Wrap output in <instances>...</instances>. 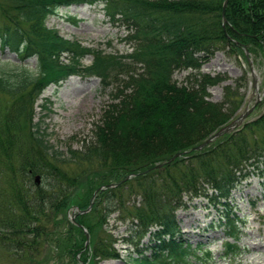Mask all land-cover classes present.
Returning a JSON list of instances; mask_svg holds the SVG:
<instances>
[{"label":"trees","instance_id":"obj_1","mask_svg":"<svg viewBox=\"0 0 264 264\" xmlns=\"http://www.w3.org/2000/svg\"><path fill=\"white\" fill-rule=\"evenodd\" d=\"M224 1L5 0V7L0 3L4 18L0 23V48L10 50L18 59V63L0 60L3 93L14 96L27 91L33 98L49 84L72 75L96 76L104 88L113 82L120 84L96 125V140L72 151L67 158L78 168L74 173L55 163H43L48 160L45 155L61 163L65 159L49 144L39 122L33 118L29 122L12 119V113L5 114L8 110L0 111L4 113H0V165L12 167L6 169V181L14 187L12 196L3 197L0 211V245L8 253L9 264H49L50 257H54V264H62L65 257L70 260L68 264H99L100 260L119 256L114 241L102 240L96 231L110 212L125 210L131 195L142 197L139 207L132 204L135 210L131 213L139 220L137 234L146 235L151 225L159 222V228L150 231L146 249L137 248L140 240L134 244L138 253L131 260L134 264H209L211 251L193 246L184 238L174 209L161 215L167 203L182 200L184 190H196L202 175L213 188L211 194L205 189L202 193L219 204L220 222L230 239L225 243L224 258L234 260L240 255L237 241L243 220L231 196L247 162L263 155L264 148L258 146L259 142L250 143L244 130L247 126L261 128L264 116L224 135L202 153L192 150L232 120L244 103L248 85L245 73L236 84L224 87L221 101H212L208 88L226 81L227 76L202 73L203 64L226 48L247 63L245 49L255 64L257 59H264V0H229L225 28ZM82 3H101L113 23L126 24L128 39L135 42L132 52L106 54L47 26L48 17L59 6ZM88 55L93 61L85 66L83 59ZM31 58L37 60L35 69L26 64ZM137 64L141 71L135 68ZM177 69L194 70L188 75V85L174 80ZM32 98H22L19 112L31 111ZM25 123L30 124L32 139L41 151L22 146L20 133ZM22 150L27 154L31 150L27 159L31 168L29 164H16ZM184 151L186 158L156 167ZM221 162L226 165L224 171L217 165ZM19 173L25 176L19 178ZM36 174L44 176L40 184L32 182ZM129 175L133 176L126 179ZM111 183L119 184L101 190L89 214L76 215V221L94 236V243L86 247L85 231L68 218L67 212L75 206L87 209L94 192ZM89 215L96 219L91 221Z\"/></svg>","mask_w":264,"mask_h":264},{"label":"rangeland","instance_id":"obj_2","mask_svg":"<svg viewBox=\"0 0 264 264\" xmlns=\"http://www.w3.org/2000/svg\"><path fill=\"white\" fill-rule=\"evenodd\" d=\"M4 2L5 0H0L2 5H4ZM6 5L5 3L4 7ZM2 12L3 9L0 6V23L4 21ZM46 23L49 28L57 30L61 36L71 40L77 39L83 45L99 48L106 54L116 52L127 54L132 52L135 45L133 40L128 39L130 30L127 25L122 22L113 23L106 14L104 5L101 3L59 6L56 13L48 17ZM0 60L3 62L11 60L18 63L16 55L8 49L3 51L0 48ZM63 60L67 62L68 56L64 55ZM92 61L93 56L88 55L83 59V64L87 66ZM257 61L256 70L261 78L260 92L262 94V99L259 102H257L255 97H251L252 78L247 61L241 56L231 53L228 48L218 50L210 61L203 64L200 70L202 73H209L214 76H227L226 81L208 88L210 93L209 98L216 102L223 99L224 87L226 85L236 84L245 73L247 75L248 85L244 90L246 93L245 100L235 112L232 120L236 119L245 109L253 108L244 123L230 133H234L245 127V125L256 122L264 116V59H257ZM26 64L29 68L35 69L37 67V60L36 58H31L26 61ZM135 68L137 71H141L140 64H137ZM192 71L194 70L177 69L174 72L173 78L179 85H188V75ZM118 85L120 84L113 82L109 87L104 88L100 78L96 76L82 77L73 75L58 83L53 82L49 84L42 92L35 93L33 98L28 95L27 91L17 92L14 96H11L0 90V111L8 110L5 114L9 115L12 113L10 114V118L12 119L29 122L33 118L32 121L39 122L41 128L47 133L49 144L55 150L61 152V158L65 159V162L61 163L45 155L48 160L43 163L45 165L55 163L65 170L74 173L78 168L74 162H68L67 158H69L72 151L82 150L85 144L96 140V125L102 120L107 104L113 101V93ZM22 98L27 101L29 98H32L30 100V106L32 104L31 111L25 110L19 112V109H22L23 106ZM232 120L226 124H229ZM25 124L26 127H23L20 133V141L24 140L22 146L34 147L41 151V148L32 139L30 124ZM244 131L248 135L246 138L250 143L259 142L258 146L264 148V123L261 128L247 126ZM221 137L205 145L202 149L195 151L202 153ZM261 141L263 143H260ZM30 152L29 154L25 150H22L20 153L18 152L16 164L17 162L25 165L29 164L30 162L27 159L31 156ZM186 155L183 154L179 157L186 158ZM43 158L44 155L40 157L41 162ZM175 160L168 164L171 165ZM240 161L242 160L240 159ZM217 165L221 171L226 169L224 162ZM7 167L5 168L0 165V211L4 203L3 197L10 193V196H12L14 189L6 181V177L9 175L6 169L11 170L12 168H9L10 165ZM27 167L31 168L30 164ZM19 175L21 176L19 178L25 176L24 173L22 175L19 173ZM39 175L42 177L41 174ZM42 178L44 179V176ZM31 179L32 182H35V175ZM196 185V190L194 187H190L182 192V200L174 199L173 202L171 200L172 205L167 203L163 207L161 215L169 213V210L174 209L184 238L193 246H200L205 250L211 251L213 259L209 264H264V151L258 160L251 159L247 162L243 177L239 178L232 192V204L243 220L240 238L237 241L242 251L236 259L224 258L225 243L230 239L226 236L225 228L220 222L219 204H215L210 197L202 193L205 189L206 192L211 194L212 186L203 175L198 179ZM163 195L164 193L161 191L160 197ZM141 198L139 195H131L125 210L121 209L110 212L102 224L97 226V236L99 235L105 241L109 239L113 240V247L119 254L117 257H108L100 260L99 264H134L131 260L138 256L134 245L138 240L140 242L137 248L141 250L146 249L149 244L150 231L158 229L159 222L157 221L152 224L150 230L144 236L142 233L137 234L135 232L136 230H140V226L138 227L139 224H137L139 220L131 213L135 210L132 204L136 203V206L139 207L142 201ZM142 205L144 206L145 204ZM67 213L69 218L73 214V210ZM130 213L131 216L129 215ZM88 218L91 221L96 219L95 215H89ZM92 241L94 243V236L91 237L90 235V244ZM42 251H44V255L47 257V248H42ZM146 252L150 254V251L146 250ZM10 261L8 253L0 245V264H9ZM48 261L49 264H54V257H50ZM69 261V258L65 257L62 264H68Z\"/></svg>","mask_w":264,"mask_h":264},{"label":"water","instance_id":"obj_3","mask_svg":"<svg viewBox=\"0 0 264 264\" xmlns=\"http://www.w3.org/2000/svg\"><path fill=\"white\" fill-rule=\"evenodd\" d=\"M228 1L229 0H225L223 3V11H222V18H223V27H226V24L228 23V20L226 18V8L228 5ZM245 53L246 56L248 58V62H249V66H250V74H251V88H252V95L251 97H255L257 102H259L262 99V94L260 92V82H261V78L260 75L258 74L255 64H254V60L251 57L250 52L248 51V49H245ZM253 108V107H252ZM252 108L250 109H245L244 111L241 112V114L234 120H232L229 124H226L224 126H222L219 130H217L213 135H211L208 139H206L205 141H203L202 143H200L199 145L195 146L194 148H192V150H200L202 149L205 145L210 144L211 142H213L214 140H216L217 138L221 137L222 135L226 134V133H230L233 132L234 130H236L238 127H240L244 121L246 120L247 116L249 115V113L252 111ZM186 152H178L175 155H173L172 157H170L169 160H167L166 162L160 163L158 164L156 167H160L165 163H170L173 160H175L177 157L182 156L183 154H185ZM133 175H129L127 176L126 179L131 178ZM35 182L37 184L41 183V176L40 175H35ZM119 183H111L107 186H101L99 187L93 194L92 198H91V202L88 206L87 209L85 210H80L78 207H74L73 208V214L69 216V219L76 223L77 225H79L86 233V247L89 246L90 244V233L88 232L87 228L85 226H83L82 224L78 223L76 221V213H88L89 211H91L92 206H93V202L95 200V198L97 197L98 193L101 190L106 189L107 187H114L116 185H118ZM83 264V263H82ZM87 264V263H85Z\"/></svg>","mask_w":264,"mask_h":264}]
</instances>
